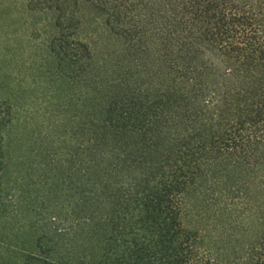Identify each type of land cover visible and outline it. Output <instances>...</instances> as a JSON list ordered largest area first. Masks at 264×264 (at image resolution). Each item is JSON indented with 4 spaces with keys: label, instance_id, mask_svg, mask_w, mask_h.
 <instances>
[{
    "label": "trees",
    "instance_id": "trees-1",
    "mask_svg": "<svg viewBox=\"0 0 264 264\" xmlns=\"http://www.w3.org/2000/svg\"><path fill=\"white\" fill-rule=\"evenodd\" d=\"M53 5L44 46L55 85L42 99L51 120L29 163L40 170L33 182L46 186L41 233L14 256L264 264V0ZM18 102L0 92V217L20 205L16 179H2L19 155L6 141ZM242 169L255 174L240 177ZM220 212L233 227L218 222Z\"/></svg>",
    "mask_w": 264,
    "mask_h": 264
},
{
    "label": "rangeland",
    "instance_id": "rangeland-1",
    "mask_svg": "<svg viewBox=\"0 0 264 264\" xmlns=\"http://www.w3.org/2000/svg\"><path fill=\"white\" fill-rule=\"evenodd\" d=\"M54 1L0 0V92L19 101L20 115L11 124L6 137L10 156L19 155L10 157L7 173L2 178L7 183L13 177L16 179L15 184H19L20 189V205L17 213L12 208L5 216L0 217V264H27L21 262V257L14 255L21 248L32 249L36 237L41 233L36 227L40 222L37 212L41 209L46 186L41 182H33L40 170L29 169V166L38 158L37 137L47 129V123L51 120V117L48 118V108L51 105L47 101L42 102V99L50 98L55 85V74L52 71L55 59L44 46L56 28ZM84 12V9H79L78 13L82 18L85 17ZM62 19L61 15L58 20L62 22ZM12 76L17 79L16 83L7 87ZM28 110L29 118L22 117ZM20 134L23 135L20 141L22 145L18 148L19 141L15 137ZM232 168L236 169L235 166ZM27 171L29 173L25 175ZM239 174L240 177H247L255 172L242 169ZM21 175L27 177L20 179ZM47 194L49 196V192ZM48 202L49 200H44V203ZM229 219L224 212L217 215L218 222L226 227H233L234 222Z\"/></svg>",
    "mask_w": 264,
    "mask_h": 264
}]
</instances>
